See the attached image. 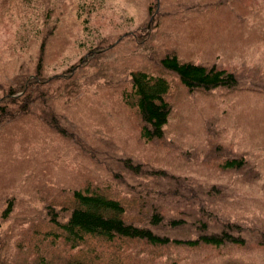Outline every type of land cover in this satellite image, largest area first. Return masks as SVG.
<instances>
[{"label": "rangeland", "instance_id": "obj_1", "mask_svg": "<svg viewBox=\"0 0 264 264\" xmlns=\"http://www.w3.org/2000/svg\"><path fill=\"white\" fill-rule=\"evenodd\" d=\"M28 4L33 7L25 11ZM47 13V23H35V16ZM52 31L44 76L57 78V84L73 74L90 80L71 99L69 115L82 134L96 144L102 145L101 138L102 146L109 144L107 156L123 152L207 187L235 191L233 198L210 196L212 209L264 221V110H257L259 96L239 99L241 93L231 90L190 93L159 65L167 53H176L184 61L264 71V0H0V97L15 75L35 71L43 35ZM132 71L163 76L170 83L173 113L165 141L149 143L141 136L140 117L124 95L130 89L124 81ZM68 143L35 119L0 127L1 264H17L28 252L34 260L48 252L57 229L46 222V204L69 207L76 188L106 194L125 190L106 177L97 183L102 170L89 169ZM216 147H222L221 153ZM233 153L248 159L246 174L255 168L260 178L248 181L224 171V159L217 157ZM6 198L14 202L9 219L1 215ZM93 244L94 252L84 247L77 258L87 255L98 264H216V254L208 252H147L139 242ZM235 249L227 255L264 258L263 249ZM69 255L53 256L63 261Z\"/></svg>", "mask_w": 264, "mask_h": 264}, {"label": "trees", "instance_id": "obj_2", "mask_svg": "<svg viewBox=\"0 0 264 264\" xmlns=\"http://www.w3.org/2000/svg\"><path fill=\"white\" fill-rule=\"evenodd\" d=\"M219 4L227 5L226 2ZM32 7L26 5L25 11ZM48 16V13L44 17L35 16L39 20L35 23H47ZM37 28H40L39 25ZM53 34L54 31L43 35L35 71L29 75H15L8 91L0 97V127L24 119H35L52 133L69 141L75 154L85 158L89 169L102 170L104 176L96 178L97 183H103V177H106L124 186L125 190L106 194L76 188L72 190L69 207L46 204V222L57 229L54 235L57 240L51 243L45 255L34 260L28 252L17 264H98L94 263L96 258L76 256L83 252L84 247L87 253L94 252L97 245L93 243L96 240L118 245L139 242L147 252L176 249L193 256L214 253L216 264H264V258L255 260L227 255L230 248L264 250V221L250 220L245 216L233 217V213L221 208L218 211L212 209L213 199L210 196L215 200L233 198L235 191H223L217 185L207 187L206 183L154 167L123 152L116 151L113 156H107L112 148L109 144L102 146L105 143L102 138V145L96 144L82 134L69 115L73 106L71 99L90 80L86 83L82 77L78 79L73 74L57 84V78L44 76L48 42ZM159 65L177 76L190 93L239 91V99L246 95L259 96L255 99L257 110H264V71L261 67L241 66L230 70L217 62L207 65L184 61L176 53H167L159 60ZM85 66L90 67V64ZM126 82H129L130 89L124 95L130 99L129 104L136 108L140 117L142 138L149 143L167 140L166 126L173 113L168 97L169 81L163 76L132 71ZM221 148L214 150L221 153ZM230 155L217 157L224 159V171L234 172L242 178L245 176L248 181L260 178V174L254 172L255 168L250 167V174L245 173L249 168L245 156ZM163 185L167 188H160ZM2 202L8 205L1 215L9 219L14 211L13 199H2ZM59 252L71 255L68 260L61 261L53 256ZM194 263L201 264L198 260ZM172 264L180 263L177 260Z\"/></svg>", "mask_w": 264, "mask_h": 264}]
</instances>
